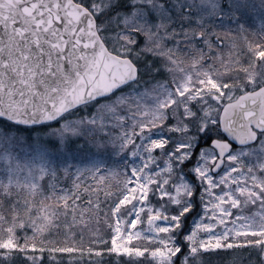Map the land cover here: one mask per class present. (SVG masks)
Returning a JSON list of instances; mask_svg holds the SVG:
<instances>
[{
    "label": "snow or ice",
    "instance_id": "1",
    "mask_svg": "<svg viewBox=\"0 0 264 264\" xmlns=\"http://www.w3.org/2000/svg\"><path fill=\"white\" fill-rule=\"evenodd\" d=\"M106 259L264 264V0H0V264Z\"/></svg>",
    "mask_w": 264,
    "mask_h": 264
},
{
    "label": "rangeland",
    "instance_id": "2",
    "mask_svg": "<svg viewBox=\"0 0 264 264\" xmlns=\"http://www.w3.org/2000/svg\"><path fill=\"white\" fill-rule=\"evenodd\" d=\"M145 227H147V225H145ZM100 228L102 231H106V228L104 227L103 223L100 224ZM85 234L87 235V232Z\"/></svg>",
    "mask_w": 264,
    "mask_h": 264
},
{
    "label": "trees",
    "instance_id": "3",
    "mask_svg": "<svg viewBox=\"0 0 264 264\" xmlns=\"http://www.w3.org/2000/svg\"><path fill=\"white\" fill-rule=\"evenodd\" d=\"M105 264H109V261L107 259L105 260Z\"/></svg>",
    "mask_w": 264,
    "mask_h": 264
},
{
    "label": "water",
    "instance_id": "4",
    "mask_svg": "<svg viewBox=\"0 0 264 264\" xmlns=\"http://www.w3.org/2000/svg\"><path fill=\"white\" fill-rule=\"evenodd\" d=\"M69 2H70V0H69ZM75 7H76V6H73V12H74V13H75Z\"/></svg>",
    "mask_w": 264,
    "mask_h": 264
}]
</instances>
